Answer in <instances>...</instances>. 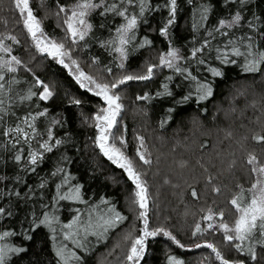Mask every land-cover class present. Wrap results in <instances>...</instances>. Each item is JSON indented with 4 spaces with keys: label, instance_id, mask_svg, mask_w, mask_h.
Wrapping results in <instances>:
<instances>
[{
    "label": "trees",
    "instance_id": "obj_1",
    "mask_svg": "<svg viewBox=\"0 0 264 264\" xmlns=\"http://www.w3.org/2000/svg\"><path fill=\"white\" fill-rule=\"evenodd\" d=\"M79 1L26 5L99 82L125 77L111 142L130 165L98 143L102 98L0 0V264H131L134 242V264H264V219L246 238L216 227L264 169V0H89L65 40L55 17Z\"/></svg>",
    "mask_w": 264,
    "mask_h": 264
},
{
    "label": "rangeland",
    "instance_id": "obj_2",
    "mask_svg": "<svg viewBox=\"0 0 264 264\" xmlns=\"http://www.w3.org/2000/svg\"><path fill=\"white\" fill-rule=\"evenodd\" d=\"M20 10L24 13L26 18L27 28L30 32V35L36 39L38 42V48L43 52H49L53 54L58 60H61L62 63L65 64L68 71L72 73L73 77L79 82L82 87L87 88L90 92L98 94L102 100L104 101V109L102 113L98 117V143L100 144L101 150H103V154L110 160L115 162L119 167H128L129 162L127 158H125L122 150L117 149L112 141L111 133L114 123L117 121L118 112L121 109V103H117V96L114 92V88L119 80L125 79V77H117L114 81H104L99 82L96 77L91 76L90 73L84 70L83 65H81L75 57L71 54V49H67L65 44L60 40H56L53 38H49L44 36L40 30L39 25L36 20L33 18L32 14L29 11L28 5H26V0H14ZM92 4L89 0L79 1L76 4H73L67 13L62 15H56V22L60 24L62 29L64 30L65 40L70 36L80 38L81 35L87 31L88 25L86 24V15L91 10ZM131 25L128 24L121 31V36L119 40V52L122 55V45L124 44L125 37L127 31L130 29ZM68 36V37H67ZM172 59V57H169ZM173 62V60H172ZM6 61L2 60L0 62V66L5 64ZM123 78V79H119ZM121 142H119L120 147ZM118 146V145H117ZM160 168H162L160 166ZM157 174H159L157 172ZM155 174V176H157ZM255 180L250 187V194L247 200L248 202L242 201V197H239L237 201L239 202L240 209L238 210V215L231 221H226L225 223H220L216 225L217 229L223 233V235L227 237H235V238H246L249 234V231L253 228L254 222L260 219H264V169L263 167H257L255 169ZM138 182L137 188L141 190L140 182ZM158 189V188H157ZM141 193L137 189V194ZM69 197H76V193L73 192V189L68 188L65 192ZM138 202L140 205L143 203V199L141 196L138 198ZM111 218L110 220H112ZM70 237V236H69ZM70 241L78 246V243L74 239V237H70ZM73 238V239H72ZM74 240V241H73ZM137 240V239H136ZM133 245L129 247L127 252V257L125 262L131 261V264L135 263V260L138 255V247ZM71 250H73V246H69ZM66 247L62 244L59 248V253L65 255V257L71 255L69 252L71 250H67ZM11 251V247L9 245L0 244V258H2L4 254H7ZM69 253V254H68ZM100 263V262H99ZM102 264H105L102 262Z\"/></svg>",
    "mask_w": 264,
    "mask_h": 264
}]
</instances>
